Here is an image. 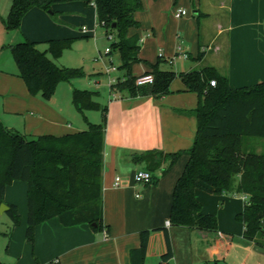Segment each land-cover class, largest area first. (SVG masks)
<instances>
[{"label": "crops", "instance_id": "obj_1", "mask_svg": "<svg viewBox=\"0 0 264 264\" xmlns=\"http://www.w3.org/2000/svg\"><path fill=\"white\" fill-rule=\"evenodd\" d=\"M176 2L143 0V9L136 13L140 26L130 29V35L138 34L140 37L139 56L143 59L133 65L134 76L149 72V63L156 64L161 56L162 70H174L180 74L213 66L229 77L233 88L264 81V0H229L228 23L225 26L218 21L217 33L212 36L204 31L206 27L203 28L202 22L208 13L200 10V3L194 17L178 18ZM12 4L13 0H0L1 119L8 128L20 131L27 137H62L88 130V126L79 120L76 107L75 110L62 107L55 102V95L46 101L39 94H30L25 80L18 75V65L10 46L24 39L44 43L49 38L62 37L66 34L65 27H73L69 14L83 19L81 12L72 13L66 8L76 5L81 11L85 10L81 4L92 6L96 15L95 5H86L81 0L64 2L54 6L55 12L32 7L23 16L20 28L9 31L5 20ZM221 7H224L223 3ZM200 13L203 16L198 19ZM96 19L98 23L97 15ZM82 27L80 31L83 36L96 32L95 28H87L88 32H84ZM200 51H205L202 60L197 59ZM183 53L188 57H184ZM106 75L108 126L104 139L102 188L107 236L104 230L97 232L88 223L66 227L57 217H53L37 225L35 241L30 242L26 237L28 184L16 180L6 186L5 199L19 207L21 224L9 233L11 219L6 211L0 214V222L4 225L0 229V264H130L132 249L140 246V233L147 229L151 230V236L144 264L150 257L163 264L162 256L167 251L164 227L169 230L174 248V256L164 264L217 261L216 253L227 248L223 255V261H226L232 255L229 249L233 248L235 240L243 241L246 251L242 258H233V264H246L251 256L252 264H264V248L244 238V223L236 219L246 202L241 194L216 195L205 189L196 190V197L202 204L201 213L217 216L218 232L207 233L167 225L175 184L189 160L188 155H183L167 173L164 170L169 167V161L152 171L157 178L156 183L141 185L135 182L137 170L147 168L146 164L134 160L136 154L153 149L175 153L191 148L198 129L196 116L192 112L198 107V93L187 90L182 77L178 75L170 86V92L164 95L156 96L148 92L132 96L110 89L111 77L122 78L124 70L118 67ZM76 80L79 79L70 82L72 90L76 88ZM101 83L100 79L95 78L94 84L88 82L94 89L88 87V90H96L100 96L98 86ZM118 176L121 183L116 186Z\"/></svg>", "mask_w": 264, "mask_h": 264}, {"label": "trees", "instance_id": "obj_2", "mask_svg": "<svg viewBox=\"0 0 264 264\" xmlns=\"http://www.w3.org/2000/svg\"><path fill=\"white\" fill-rule=\"evenodd\" d=\"M77 0H13L5 25L7 30L20 28L25 13L32 7L54 11V6ZM95 5L98 22L107 30L117 33L112 43L120 53L124 78L112 84L111 90L132 96L152 93L156 96L170 92L173 80L180 75L187 90L199 95L196 116L198 129L194 143L187 150L167 153L146 150L136 154L134 160L146 164L147 170L156 171L169 161V168L188 155L182 175L173 191L170 213L172 227H186L202 232H218V218L201 213L202 204L196 197L197 189L216 195L233 193L245 196L246 202L236 219L245 226L244 238L264 248V151L258 152L247 143L248 138L264 139V81L251 86L233 88L229 77L213 66H204L189 73L177 74L149 63L153 84L138 86V77L132 74L140 58V37L130 35L131 28H139L136 13L143 9V0H81ZM203 16L200 13L198 19ZM73 39H49L47 50L39 42L24 39L10 46L18 75L25 80L31 95L39 94L51 99L61 82H71L87 75L84 67H61L58 60ZM51 53L52 57L49 56ZM200 51L197 59L204 58ZM215 81V85L211 84ZM73 103L84 115L87 110L103 109L100 123H89L90 128L62 137L39 135L27 137L8 128L0 117V206L6 204L11 219L9 233L21 224L19 207L5 199L7 185L16 180L28 184V226L26 237L35 241L37 225L57 217L66 227L88 223L100 232L105 229L103 219V150L108 122V109L96 99L98 91L74 88ZM153 183L157 178L153 175ZM1 208V207H0ZM167 251L163 264L174 256L171 235L167 227ZM141 244L133 248L130 264H144L148 252L151 230L141 231ZM204 264H218L217 261Z\"/></svg>", "mask_w": 264, "mask_h": 264}, {"label": "rangeland", "instance_id": "obj_3", "mask_svg": "<svg viewBox=\"0 0 264 264\" xmlns=\"http://www.w3.org/2000/svg\"><path fill=\"white\" fill-rule=\"evenodd\" d=\"M178 1L176 8L184 9L186 12H189L187 17H194L196 8L199 7L202 12H207V18L203 19L202 25L205 32H208L210 36L215 35L217 33L216 23L221 21L223 25L226 26L229 20L230 11L229 10V0H174ZM224 4V7H221V4ZM76 5L71 6L70 8H66L67 11L72 13L81 12L83 14V19H80L78 15L69 14L68 18H71L70 24L73 26L72 28L65 27V35L62 37H55L49 39H73L75 42L71 46V48L66 49L63 52V55L60 57V60H56L55 62L63 67H71V68H79L84 67L87 71V75L85 77L79 78L76 80L75 87L76 88H92L88 82L94 84L95 78L101 80V85L98 88L101 90V95L97 96V100L99 103L101 102L102 107L107 105L108 93H106V83L108 82V77L106 75L107 66H115L117 69L122 64L120 62V54H118L117 49L112 46V43L118 38L116 32H112L111 30L107 31L101 24L97 23L95 8L92 6H85L81 4V7L85 10H79L76 8ZM65 11V9H62ZM61 10V11H62ZM60 11V12H61ZM57 15V14H56ZM55 15V17H56ZM186 17V18H187ZM82 25H85L88 29L95 28L96 32L92 34H88V36H83L80 28ZM76 30V31H74ZM222 36L226 37V34ZM47 39V40H49ZM39 43L38 47L42 50H47L48 43ZM112 49V53L107 54V49ZM49 56L52 57L51 53ZM185 60H183L184 62ZM191 61V59L189 60ZM96 76V77H95ZM124 78V77H122ZM79 81V82H77ZM94 81V82H93ZM94 89V88H92ZM73 90L71 89V84L68 81L61 82L55 92V102L61 105L62 107H69L70 109L75 110V105L73 103ZM47 101V100H46ZM79 115V120L83 122L84 125L88 126L87 129L90 128L89 123H100L102 121L103 109H96L91 111L90 113L86 112L85 115L78 110H75ZM90 116V118H89ZM246 143L254 148L255 151L263 152L264 151V139L261 138H248ZM2 217H0L1 220ZM8 219V218H7ZM4 225L0 222V229H2ZM12 227V226H11ZM11 229V228H10ZM243 242V241H242ZM239 240H235L233 242V248H230L229 258L226 261H223V255L226 253L227 248L222 249L221 252L216 253L215 259H217L218 264H233V258H242L244 255V243ZM181 253L183 254V249L181 248ZM250 256V255H249ZM236 261V260H235ZM3 262V260H1ZM239 262V261H236ZM246 264H252V256L247 259ZM264 262V261H263ZM194 264H199L198 262H193ZM147 264H159L155 262L153 257H150ZM173 264V263H171ZM236 264V263H234Z\"/></svg>", "mask_w": 264, "mask_h": 264}, {"label": "built area", "instance_id": "obj_4", "mask_svg": "<svg viewBox=\"0 0 264 264\" xmlns=\"http://www.w3.org/2000/svg\"><path fill=\"white\" fill-rule=\"evenodd\" d=\"M175 13H176V16L178 18H181V17L187 16V14L189 12H186V10H184V9H177ZM82 31L88 32L87 31V27L83 26L82 27ZM111 51H112L111 48L107 49V53L108 54H110ZM183 56L184 57H188V55L185 54V53H183ZM116 70H117V68L115 66H110V68H108L106 70V73L108 75H110L111 72L116 71ZM119 79L120 78H117V77H111L110 89L112 87V84L117 83L119 81ZM154 81H155V77L152 74L144 73L141 76H138V78L136 80V84L138 86H142V85H146V84H153ZM211 84L215 85V81H211ZM134 179H135V182L138 183V184H141V185L149 184L153 180V173L151 171L147 170V169H145V170L144 169H138L137 172L134 175ZM120 183H121V178L118 176V177H116L115 185L118 186V185H120ZM244 198H245V196H244ZM170 224H171L170 221H168L167 225H170ZM104 235L107 236V231L106 230H104Z\"/></svg>", "mask_w": 264, "mask_h": 264}, {"label": "water", "instance_id": "obj_5", "mask_svg": "<svg viewBox=\"0 0 264 264\" xmlns=\"http://www.w3.org/2000/svg\"><path fill=\"white\" fill-rule=\"evenodd\" d=\"M50 12H52V11H50ZM194 12L197 13L196 11H194ZM0 207H1L0 208V214H4L5 211H7L9 209V206H7L6 204H2Z\"/></svg>", "mask_w": 264, "mask_h": 264}]
</instances>
